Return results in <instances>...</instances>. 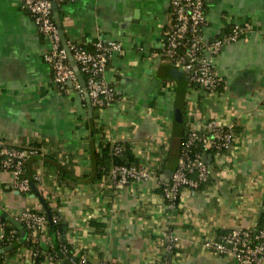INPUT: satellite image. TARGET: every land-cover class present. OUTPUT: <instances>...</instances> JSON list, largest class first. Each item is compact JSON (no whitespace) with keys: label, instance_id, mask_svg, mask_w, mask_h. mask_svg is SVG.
Returning <instances> with one entry per match:
<instances>
[{"label":"crops","instance_id":"1","mask_svg":"<svg viewBox=\"0 0 264 264\" xmlns=\"http://www.w3.org/2000/svg\"><path fill=\"white\" fill-rule=\"evenodd\" d=\"M203 1L206 41L233 24L248 26L214 56L223 84L211 94L189 84L162 54L171 0L56 4L67 43L91 47L101 38L121 46L104 73L116 99L93 112L85 94L83 100L77 90L55 86L43 59L49 44L32 17L17 0H0V141L44 151L24 166V176L39 175L35 190L19 191L12 174L0 170V209L17 219L24 210L51 209L65 227L51 234L45 226L39 264H70L62 244L70 255L102 264H235L199 243L235 226H264V0ZM189 113L232 120L236 133L230 149L207 154L208 180L182 189L171 208L158 180L168 179L177 165ZM106 142L127 144L155 175L124 186L108 175L99 178L95 154ZM4 227L0 220V236ZM168 233L177 237L173 254L164 249ZM11 251V245L0 248V264H34L26 246Z\"/></svg>","mask_w":264,"mask_h":264},{"label":"built area","instance_id":"2","mask_svg":"<svg viewBox=\"0 0 264 264\" xmlns=\"http://www.w3.org/2000/svg\"><path fill=\"white\" fill-rule=\"evenodd\" d=\"M20 6L33 19L39 34L48 41V48L43 59L52 68V79L58 90L67 92L75 89L81 98L87 93L91 106L99 109L109 107L116 99L113 86L109 84L104 73L112 53L120 51L118 42L107 39H96L91 48L77 42L67 43V49L84 79L81 86L68 58V51L61 40V35L54 17V3L65 0H17ZM172 25L164 33L162 54L170 64L180 70L193 86L211 94L223 84V79L214 68V56L222 48L240 39L247 31L246 24H233L218 37L206 41L203 30L207 23L203 0H171ZM84 102V101H83ZM188 128L179 143V154L176 167L166 180H158L161 196L168 207L178 204L182 189L195 190L208 180L210 166L204 155L222 153L232 146L236 124L232 120H221L208 117L201 120L189 113ZM123 144L113 147V153L119 154ZM0 167L13 176V185L22 192L30 191L32 183L39 181V175L33 178L24 176V166L31 155L43 156L40 147H17L0 141ZM155 175L151 166L136 163L114 165L109 169L110 176L118 185H126L130 181L148 180ZM18 220L27 231L33 242H38L48 223H57V215L48 219L44 211L24 210ZM4 237V232L1 234ZM15 231H10L8 239L15 240ZM39 243V242H38ZM177 237L166 234L164 249L173 254ZM213 256H226L235 260V264H264V226L248 228L235 226L227 231L214 233L204 237L199 243ZM61 250L68 256L70 264H102L94 263L85 255H70L68 248L62 244ZM40 254L39 248L30 252Z\"/></svg>","mask_w":264,"mask_h":264},{"label":"trees","instance_id":"3","mask_svg":"<svg viewBox=\"0 0 264 264\" xmlns=\"http://www.w3.org/2000/svg\"><path fill=\"white\" fill-rule=\"evenodd\" d=\"M87 48H91V47L88 46ZM91 109L94 112V110L99 109V108L96 106H91ZM185 132L186 131H183L180 141L185 136ZM32 145L33 147H37L34 144ZM113 147L114 145L112 146L108 142L103 143L101 146L102 148L101 151L95 154L96 166L98 169L97 176L99 178L102 175H108L109 169L114 165L124 164V163H136V164L138 163L137 158L134 156L133 152L131 151L130 147L127 144L125 143L123 144V150L119 154L113 153ZM0 159H1V155H0ZM0 170H1V167H0ZM50 214L51 216L56 215L55 212L52 211L51 209H50ZM0 220L5 223L4 237L0 239V248H4L7 245H11L12 246L11 252H13L17 247H21V246H26L30 252H33L35 251L36 248H39L38 242L37 241L33 242V240H31L28 235H26V238L23 243L19 242V238L15 240L8 239V235L10 231H15L16 237L19 236V231L15 226H13L10 222L6 221L4 218H1ZM48 224L50 225L49 229L47 230L48 233L55 234L57 232L62 233L65 231V227L59 222V220L57 223H48ZM53 250L57 251L55 245H53ZM31 256L35 260L34 264L40 263L42 259V256L40 254H37L35 256L31 255ZM0 257H1V254H0Z\"/></svg>","mask_w":264,"mask_h":264},{"label":"water","instance_id":"4","mask_svg":"<svg viewBox=\"0 0 264 264\" xmlns=\"http://www.w3.org/2000/svg\"><path fill=\"white\" fill-rule=\"evenodd\" d=\"M53 10H54V17H55V20H56V24H57L58 29L60 31L62 43L64 44V46L67 49L66 41H65V38L63 37L62 31H61V23H60L59 18L57 16V6H56L55 3H54ZM67 51H68V49H67ZM68 58H69L70 64L72 65V68H73L74 72L76 73V76H77L81 86L84 87V85H85L84 79H83L82 75L80 74V72H79V70H78V68L76 66V63L72 59V56H71L69 51H68ZM178 71H180V70H178ZM85 96H86V100H87V103H88L89 110L91 111V104H90L89 97H88L87 93H85ZM175 120L177 122L181 121V113L180 112L176 113ZM208 157H209V155H208ZM204 158L206 159L207 155H204ZM168 173L171 175V171H169ZM31 185H32L33 190H35L34 184L32 183ZM45 213H46L48 219L50 220L51 215H50L49 210L47 209L45 211ZM0 217L4 218L6 221L10 222L13 226H15L18 229V231H19V242L23 243L25 238H26L27 231L23 227L22 223L17 218H15V217H13L11 215H8L6 212H3L1 209H0Z\"/></svg>","mask_w":264,"mask_h":264}]
</instances>
